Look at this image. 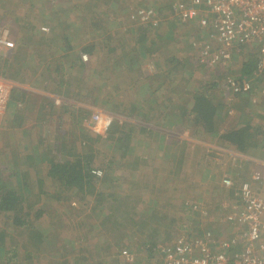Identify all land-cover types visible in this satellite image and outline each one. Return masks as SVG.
Segmentation results:
<instances>
[{"label": "rangeland", "instance_id": "374dc122", "mask_svg": "<svg viewBox=\"0 0 264 264\" xmlns=\"http://www.w3.org/2000/svg\"><path fill=\"white\" fill-rule=\"evenodd\" d=\"M90 1L0 0V25L7 28L10 39L14 41L12 43L13 47L8 46L5 49H18V43L20 45L21 38H24L29 45L19 47L21 51L18 50L17 55L23 54L25 51L31 53L33 50H40L44 54L42 57L49 59L50 51L48 49H56V46L51 43L52 39L55 34L61 33L63 28L71 24L69 23L70 20H75L77 26H82V31L76 32L74 29H70L77 36L76 39L94 40L95 38L92 35L101 32L102 29L90 24L91 17L97 13L95 9L89 7L95 5ZM99 1L101 4L95 6H99L97 10L103 15H101V19L107 20L106 23L102 22V24L106 32L112 36L113 44L118 49H121V45L128 41H131L132 45L135 46L134 49H136L135 42L142 32L143 26L141 23L143 21L137 18L138 9H145L147 6L154 7L161 14V17L167 21L163 28L147 32V43L150 51L144 57L139 58L138 66H130L125 62L126 60L121 58L122 51H117L118 54L112 56L113 61H121L120 68H115L114 74L110 75L112 82L109 85V91H107V94L113 96L116 101L130 104L146 97L144 96L145 92L149 91L146 82L149 80L151 83L153 81L151 89L153 88L155 95L159 92L164 96L161 105H157L158 107L152 111L153 120L148 124V129L151 131L163 133L167 130L162 125L164 118L160 121L159 117L163 114L166 115L168 111L172 115H180V109L174 108V105H178L177 103L180 101L178 99L180 98L179 95L192 94L193 87L197 86L202 79L223 82L222 75L224 76L225 73L237 75L243 57L254 50L250 47L237 49L228 69L218 66L210 67L197 59V40H199V36L202 37L197 24L192 21L176 20L170 17L171 6L176 0ZM76 5H79L80 8ZM81 5H84L85 8H82ZM52 11H55L53 12L55 17L51 14ZM110 16L114 17V19L110 18L112 21L109 20ZM82 20L83 23L81 24ZM28 23H31L32 26H27ZM128 27L131 28V31L127 30ZM52 28L54 31H52ZM172 58L177 61H173ZM94 59L95 56L90 58L91 65H93ZM31 61L25 63L28 67L22 68L26 73V78L21 86L32 90V99L36 107L35 111L29 114L30 120L28 123H32L33 126L37 123L35 117L38 116L39 104L43 102L41 96L46 92L38 84L41 68L37 69L35 74L32 73L33 65L39 59L35 57ZM2 63H4V60L1 57L0 67ZM149 65H153L155 69L150 70ZM166 69L167 71L172 70L168 77L159 74V71L163 73ZM174 69H176L175 72H173ZM97 82H99L98 78L91 76L87 82L88 87H92ZM18 84L20 85V83ZM2 86L3 83H0V87ZM223 90L222 100L224 103L235 105L239 98L229 93L224 86ZM255 90L253 95L257 100L255 105L252 106L253 109L255 108L253 110V124L260 125L263 131L262 135H264V79L256 81ZM3 92L5 91L3 90ZM82 96L85 101V108L91 111L90 118L97 111H109L111 113V107L105 103L85 98L84 94ZM229 113L228 123L234 124L236 121L235 113L233 110H230ZM111 114L114 116L113 113ZM115 116L119 115L115 113ZM53 117L56 118L57 115H53ZM2 118L4 117H1V121ZM63 118L62 126H57L55 121L44 122L46 126L48 125V128L45 130L42 127L40 129L42 135H39L38 127V130L32 136V141L36 142L39 138L47 139L51 134L53 136L57 132H60L62 138L72 137V125L69 124L71 117L65 114ZM134 122L137 125L142 124L141 122ZM183 127L184 124L177 122L174 130L168 132L169 135H174V137L168 138L177 140V143L173 144L169 139L173 149L169 156L165 152L157 150L159 137L146 130L141 142L136 137L133 141L135 149L132 157L137 156L141 161L140 164H135L132 158L125 164L120 165L121 168L117 166L112 169V186L107 187L106 184L102 188L103 192L109 193L112 202L115 198V204L112 203L111 209L113 210L112 219H117L119 222L116 226L111 227L109 222H104L106 219H102L97 223V218L93 216L94 212L91 209L92 198H89V196L78 197L80 204L77 206H73L71 201H68L73 193H64L61 196L62 202L57 201V198L49 197L45 199L46 206L52 207L51 210L56 212L55 216L51 214V221L58 220V223L62 221L60 223L61 235L68 244L75 247L76 254L84 251V255L92 259V254H96V248L106 244L107 240H113L114 243L123 241V244L126 243L125 246L131 248L132 252L129 253L127 249H124L125 252L123 251L127 264H161L160 253L158 251L149 253L145 249L146 245L140 243L157 241L156 243L164 244L168 242V244H171L184 234H201L207 231H210L217 238L229 236L233 233V227L226 221L225 214L232 209L231 207H234L237 191H230L222 185L223 174H231L235 184L249 179L254 172H259V174L262 172L264 178V160L259 158V160H251L249 166L236 167L237 164L242 165L243 163L239 160L240 155L233 148L220 144L218 139L211 135L193 133V126L188 127V129ZM64 132L66 134H63ZM8 134L9 136H7ZM21 138L18 129H12L10 133L0 135L1 145L4 146L8 141L12 145L5 153L0 155L1 165H6L4 154L6 155L9 152L11 156V149L22 148L20 147ZM183 139L187 141L183 142ZM99 145L105 152L94 158V165L96 168L104 169L106 161L110 158V153L103 144ZM3 146L0 147V151ZM11 159L13 160L12 157ZM236 159L239 162H235ZM0 178H6L1 170ZM263 186H260L261 191ZM235 188L237 189V187ZM193 201L200 205L199 209L193 210L191 206ZM104 202L111 203L106 199H104ZM116 204L119 205L117 210H115ZM201 209L205 210L206 213L203 214ZM120 211L122 215H120ZM37 222L40 221L37 220ZM135 222L142 223L140 231L136 228ZM35 226L39 227L44 233L50 227H53V224L44 218L41 220V225L36 224ZM16 228L18 232L15 230ZM144 228H146L145 231L141 233ZM0 231L7 232L5 239L10 248L15 246L13 244L15 242L21 243L24 241L31 244L29 234L23 231L21 227L13 226L3 213H0ZM119 237L120 239H118ZM93 244L96 246H92ZM58 245L60 243L56 246ZM117 247L121 248V245H117ZM106 253V251H103L101 257L94 258L103 260L106 258ZM17 255L21 258L24 257V250L21 247H19V254ZM36 259L34 258L33 261L35 264L38 263ZM46 263L45 259L44 264ZM106 264H116V261L112 259L107 261Z\"/></svg>", "mask_w": 264, "mask_h": 264}, {"label": "trees", "instance_id": "16d2710c", "mask_svg": "<svg viewBox=\"0 0 264 264\" xmlns=\"http://www.w3.org/2000/svg\"><path fill=\"white\" fill-rule=\"evenodd\" d=\"M90 2L95 5L101 4L99 0H91ZM95 5L89 6L97 11L91 17L90 24L102 29V31L92 35L94 40L76 39L77 36L70 29H74L76 32L82 31V26L79 27L75 20H70L69 23L71 24L63 28L61 33L55 34L52 39L51 43L56 46V49H48L50 51L49 59L42 57L44 54L40 50H33L31 53L25 51L23 54L17 55L18 50L21 51L19 47L29 45L24 38H21L20 45L18 43V49L12 59H4L2 75L13 81L24 83L26 73L22 68L28 67L25 63H29V60L32 62L31 59L37 57L39 61H35L32 73L35 74V71L41 68L38 84L46 93L41 96L43 102L39 104L38 116L35 117L37 123L31 128H23L22 126L28 114L34 112L36 107L32 102L30 89L15 86L12 88L9 98L5 100L6 105L12 108V112L7 118L6 124H0V134L3 125L9 131L18 129L22 136L20 141L22 148L11 149V156L9 152L4 154L6 165L0 164L1 173L5 174L6 177L0 178V213H3L13 226L21 227L23 231H26L31 239V244L24 241L15 242L13 243L15 246L10 248L5 239L7 232L0 231V264H33L34 258H37L36 262L38 263L36 264H44L45 259L46 264H106L112 259L116 261V264H127L123 251L127 249L129 253H132L131 248L125 246L126 243L123 244V241L114 243L113 240H107L106 244L95 247L96 254H92V259L85 256L84 251L76 254L75 247L68 244L61 235L60 223L62 221L60 223L58 220L51 221L56 212L51 210L52 207L45 204V199L49 197L57 198V201L62 202L61 196L66 192L73 193L71 199L68 200L73 206L80 204L78 197L89 196L92 198L93 208L91 206V209L94 212L93 216L97 218V223L106 219L104 222H109L111 227L119 224L117 219H112L113 210L111 207L112 203L115 204V198L113 197L114 202H112L109 193L103 192V188L106 184L107 187L112 186V169L117 166L120 167L132 158L135 164H140L141 161L137 156L132 157L135 149L133 141L136 137L141 142L144 138V131H151L148 129V124L152 122L154 115H149V117L148 114L156 109L157 105H161L153 88L151 89L153 84L150 80L146 82L149 90L145 92L144 96L146 97L130 104L116 101L113 96L107 94V91H109V85L112 82L110 75L114 74L115 68H120L121 65V61H113L112 56L117 55V51H122L121 58L125 59V62L130 66H138L139 58L144 57L150 51L147 43V32L163 28L167 21L154 7L151 8L157 12V22L150 21L146 24L141 15L137 14V18L143 21L141 22L143 25L142 32L135 42L138 47L136 46L134 49L135 46L132 45L131 41H128L121 45V49H118L113 44L112 36L106 32L102 24V22L106 23L107 20L104 17V20L101 19L102 13L97 10L99 6ZM83 6L81 5L82 8H85ZM76 7L80 8L79 5ZM146 8L150 7L147 6ZM53 12L55 11H52L51 14ZM53 16L55 17L54 14ZM110 18L114 19L110 16V21H112ZM172 19L178 20L177 18ZM27 26L31 27L32 24L28 23ZM127 30L131 31V28L128 27ZM198 38L201 39V36ZM242 47H250L254 50L243 57L237 75L225 73L224 76L222 75L223 82L208 79L200 80L198 85L193 87L192 94L178 96L180 97L178 98L180 101L177 103L179 106L174 105V108L180 109V115H172L169 111L166 115L171 120L170 123L173 127L176 126L177 122L184 124L183 128L186 129L193 126L194 131L201 129L203 134L218 138L221 144H231L242 154L253 152L264 155V135H262L261 126L253 124V110L255 108L252 107L255 105L253 102V93L256 91L255 83L257 80H261L255 73L258 49L256 45H241L238 49ZM236 51L237 49L234 50L233 55ZM83 54L87 55V60L83 59ZM92 56H95L93 65L90 61ZM232 58L226 65L216 64L213 67L228 69ZM165 71L163 73L159 71V74L168 77L172 70L167 71L166 69ZM175 71L176 69L173 70V72ZM91 76L97 77L100 83L97 82L92 87H88L87 82ZM228 76L239 81L253 80V93H234L224 83ZM222 83L229 93L239 98L235 105H226L222 100L224 96ZM83 94L85 98L93 99L95 102L101 101L111 107L110 110L114 116L107 111L111 118H107L104 126L86 125L91 111L85 108ZM56 98L59 99V103ZM230 110L235 113L236 121L234 124L228 123ZM114 112L119 116H115ZM65 114L71 117L69 124L72 125V137L65 139V137H60V132H57L53 136L51 134L47 139L39 138L36 142L32 141V136L38 127L39 135H42L40 130L42 127L45 130L48 128V125H45L46 122L55 121L57 126H62ZM53 115H57L56 118L58 119L56 120ZM134 121L142 124L137 125ZM225 122L228 124L224 125ZM151 132L159 137L157 150L163 151L169 156V153L173 152L170 141L175 144L177 140L175 138L171 140L168 137H174V135H169L166 131L163 133L160 131ZM182 141L187 140L183 139ZM99 144H103L110 153V158L106 161L104 169H101V175L94 172L95 169H98L94 165V158L105 152ZM1 146L3 145L0 144ZM10 146H12L10 141L4 144L0 155L5 153ZM257 149L262 151H257ZM235 187L228 188V190L236 192ZM104 199L111 203L104 202ZM235 202L236 199H234ZM115 206V210L119 209V205L116 204ZM120 215H122L121 211ZM44 218L49 220L53 227L43 233L35 225H41V220ZM35 221L37 223H34ZM134 224L140 231L142 223L135 222ZM15 230L18 232L17 228ZM156 242H142L140 244L146 245L145 249L149 253H153L158 244ZM59 243L60 245L56 246ZM164 244L167 245L168 242ZM117 245H121V248ZM92 246L96 245L93 244ZM19 247L24 250L23 258L17 255L19 254ZM103 251L107 252L106 258L96 260L94 257H101Z\"/></svg>", "mask_w": 264, "mask_h": 264}, {"label": "built area", "instance_id": "2783aa9c", "mask_svg": "<svg viewBox=\"0 0 264 264\" xmlns=\"http://www.w3.org/2000/svg\"><path fill=\"white\" fill-rule=\"evenodd\" d=\"M137 14L146 24L157 22L154 8L138 9ZM170 17L197 24L202 34L197 40V57L210 67L228 64L241 45H256L255 73L264 79V0H176ZM12 43L9 31L0 25V58L10 52L5 48L13 47ZM82 57L87 60L86 54ZM149 68L155 69L153 65ZM224 83L234 93H253V80L239 81L228 76ZM56 101L59 103L58 98ZM107 118H111L108 112L97 111L86 125L104 126ZM94 172L102 174L99 168ZM222 185L227 189L237 187L234 207L225 214L233 233L220 238L210 231L184 234L171 244L158 243L155 249L161 255V264H264V194L260 190L263 175L254 172L238 184L231 176L223 175ZM191 206L193 210L200 208L196 201ZM201 212L206 213L203 209Z\"/></svg>", "mask_w": 264, "mask_h": 264}, {"label": "crops", "instance_id": "0c3cea01", "mask_svg": "<svg viewBox=\"0 0 264 264\" xmlns=\"http://www.w3.org/2000/svg\"><path fill=\"white\" fill-rule=\"evenodd\" d=\"M14 42V41H13ZM16 50L17 49H11L10 50V52L9 53H7L6 55H5V58H3V60L4 59H9V60H11L12 59V56L15 54V52H16ZM150 66V65H149ZM2 67H3V63L1 64V67H0V83H3V86L2 87H0V123L3 121V124H6V122H7V118H9L10 117V113L12 112V108H9L7 105H6V103H5V100H7L8 98H9V95H10V93H11V91H12V88H14L15 86H17V87H23V86H21V83H20V85L18 84L19 82H17V81H13V80H11V79H9V78H7V77H5V76H3L2 75V73H1V70H2ZM155 68V67H154ZM152 84H153V82H152ZM3 90L6 92H3ZM30 92H32V90H29ZM50 96H53V95H50ZM156 96H157V98L159 99V102L161 103L162 102V98L164 97V96H162L159 92L158 93H156ZM256 100H257V98H256ZM32 102L33 103H35L34 102V100L32 99ZM253 102L255 103L256 101H254L253 100ZM20 105V104H19ZM163 106V105H162ZM35 111V110H34ZM26 112H28V111H26ZM33 112V111H32ZM31 113V112H30ZM29 113V114H30ZM28 114V117L24 120V123H23V128H31V127H33L32 126V123L31 124H29L28 123V121L30 120V115ZM149 115H153L152 114V112H149V114H148V116ZM5 116H6V118H5ZM1 117H4V118H2V121H1ZM150 117V116H149ZM160 118V121H162V119L164 118V120H163V122L165 123H162V125H163V127L164 128H166L167 130H166V132L168 133L169 131H171V130H174V128H175V126L173 127L171 124L172 123H170L169 122V117L167 116V115H165V114H163V115H161V117H159ZM3 129H2V132H1V134L0 135H5L6 133H10V131H8V129L5 127V125H3V127H2ZM195 129H193V133L194 132H198V133H201V134H203V131L201 130V129H198V130H196V131H194ZM188 133V132H187ZM194 135V134H193ZM203 135H206V134H203ZM7 136H9V134L7 135ZM218 139V138H217ZM218 141H219V139H218ZM219 143H220V141H219ZM221 144V143H220ZM223 145H225V146H229V148H233L235 151H236V153H238L239 155H240V161H241V163H243L242 165H239V164H237L236 165V167H243V166H249L250 164H251V160H255V159H258L259 160V158H261L262 160H264V155H262V153L261 154H256V153H253V152H251V153H248V154H242V153H240V152H238L236 149H235V147L234 146H232L231 144H229V143H222ZM257 150H259V151H262L261 149H257ZM243 160V161H242ZM238 161V159H236L235 160V162H237ZM239 162V161H238ZM263 167H264V165H263ZM224 173L226 172V171H223ZM262 172H260V174H261ZM223 175H228V173H226V174H223ZM262 175V174H261ZM229 176H232L231 174H229ZM262 193L264 194V186H263V188H262Z\"/></svg>", "mask_w": 264, "mask_h": 264}, {"label": "clouds", "instance_id": "9594fccd", "mask_svg": "<svg viewBox=\"0 0 264 264\" xmlns=\"http://www.w3.org/2000/svg\"><path fill=\"white\" fill-rule=\"evenodd\" d=\"M106 127H107V125H106Z\"/></svg>", "mask_w": 264, "mask_h": 264}]
</instances>
